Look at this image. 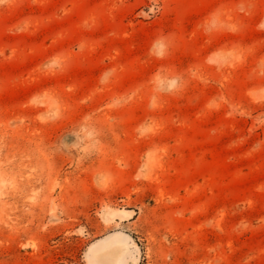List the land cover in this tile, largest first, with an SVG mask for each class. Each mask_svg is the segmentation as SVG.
<instances>
[{"label": "rangeland", "instance_id": "374dc122", "mask_svg": "<svg viewBox=\"0 0 264 264\" xmlns=\"http://www.w3.org/2000/svg\"><path fill=\"white\" fill-rule=\"evenodd\" d=\"M0 264H264V0H0Z\"/></svg>", "mask_w": 264, "mask_h": 264}]
</instances>
